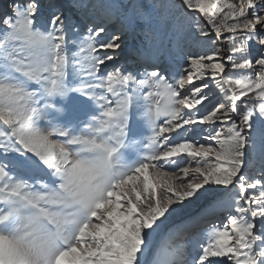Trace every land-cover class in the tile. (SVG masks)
Here are the masks:
<instances>
[{"label": "snow or ice", "instance_id": "obj_1", "mask_svg": "<svg viewBox=\"0 0 264 264\" xmlns=\"http://www.w3.org/2000/svg\"><path fill=\"white\" fill-rule=\"evenodd\" d=\"M0 264H264V0L0 3Z\"/></svg>", "mask_w": 264, "mask_h": 264}, {"label": "rangeland", "instance_id": "obj_2", "mask_svg": "<svg viewBox=\"0 0 264 264\" xmlns=\"http://www.w3.org/2000/svg\"><path fill=\"white\" fill-rule=\"evenodd\" d=\"M0 3H6V0H0ZM168 244V241L164 242V245H162V248H166Z\"/></svg>", "mask_w": 264, "mask_h": 264}]
</instances>
